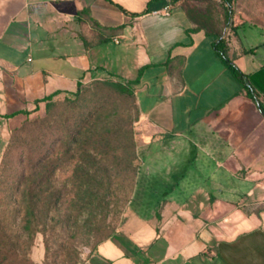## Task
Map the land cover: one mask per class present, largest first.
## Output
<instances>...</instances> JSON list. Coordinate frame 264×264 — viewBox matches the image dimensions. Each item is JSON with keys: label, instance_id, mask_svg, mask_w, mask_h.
<instances>
[{"label": "crops", "instance_id": "crops-1", "mask_svg": "<svg viewBox=\"0 0 264 264\" xmlns=\"http://www.w3.org/2000/svg\"><path fill=\"white\" fill-rule=\"evenodd\" d=\"M146 2L0 0V127L91 80L120 79L169 189L153 217L132 211L86 264H264V0H235L223 30L255 99L180 2L132 14Z\"/></svg>", "mask_w": 264, "mask_h": 264}, {"label": "rangeland", "instance_id": "rangeland-1", "mask_svg": "<svg viewBox=\"0 0 264 264\" xmlns=\"http://www.w3.org/2000/svg\"><path fill=\"white\" fill-rule=\"evenodd\" d=\"M117 82L91 80L21 125L0 127V264H86L128 214L158 210L169 175L158 174V143Z\"/></svg>", "mask_w": 264, "mask_h": 264}, {"label": "trees", "instance_id": "trees-1", "mask_svg": "<svg viewBox=\"0 0 264 264\" xmlns=\"http://www.w3.org/2000/svg\"><path fill=\"white\" fill-rule=\"evenodd\" d=\"M176 2L181 3L188 17L196 23L194 29H203L206 33L217 36L216 49L226 60L233 75L242 82L248 96L255 99L253 92L243 81V73L226 57L223 30L228 22L235 0H147L145 8L141 12L132 14L139 15L151 12ZM114 85L121 92L132 94V90L128 85L119 82L114 83ZM258 106L264 112V105L261 102H258Z\"/></svg>", "mask_w": 264, "mask_h": 264}, {"label": "built area", "instance_id": "built-area-1", "mask_svg": "<svg viewBox=\"0 0 264 264\" xmlns=\"http://www.w3.org/2000/svg\"><path fill=\"white\" fill-rule=\"evenodd\" d=\"M165 9H166V7H165ZM166 13H168V12L166 11Z\"/></svg>", "mask_w": 264, "mask_h": 264}]
</instances>
